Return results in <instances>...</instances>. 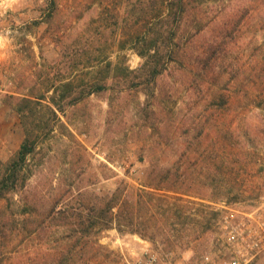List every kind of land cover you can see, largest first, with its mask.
<instances>
[{"label":"rangeland","instance_id":"374dc122","mask_svg":"<svg viewBox=\"0 0 264 264\" xmlns=\"http://www.w3.org/2000/svg\"><path fill=\"white\" fill-rule=\"evenodd\" d=\"M238 2L232 0L230 8L246 7L250 0ZM125 4V0L1 1L0 158L13 157L25 136L18 113L5 101L7 94H27L36 85L44 92L49 88L51 97L52 87H57L55 98L65 105V112L59 113L61 122L29 158L32 172L26 193L38 204L71 184L74 195L64 198L63 206L86 203L77 189L88 184L99 197L111 194L121 181L131 192L143 189L153 165L177 160L174 149L191 120L201 125L203 116L212 112L205 92L192 85L193 74L177 64L158 77L149 108L145 105L147 95L135 78L145 59L131 49L118 48L116 23L125 16ZM259 9L264 14L263 4ZM257 28L254 33V25L247 28L246 22L235 46L239 60H226H234L240 74L236 82L228 83L230 107L219 112L220 124L210 132L214 155L189 170L194 178L190 182L200 185L216 179L218 186L194 185L183 202L166 199L162 208H175L170 203H177L180 217H173L172 209L159 216L157 206L144 210L142 217L152 225L149 239L116 228L104 231L101 246L85 257L88 264H133L147 251L164 264H200L205 254L222 259L227 249L220 226L226 216L253 214L264 219V73L258 70L264 64V28ZM91 39L98 48L89 45ZM180 42L185 45V37ZM124 68L134 81L128 90ZM90 81L106 82L108 88L68 104L74 95L68 94L70 87H84ZM221 161L224 167L218 164ZM105 172L109 178H104ZM132 194L130 198L135 197ZM5 205L0 200V212ZM254 264H264V254Z\"/></svg>","mask_w":264,"mask_h":264},{"label":"trees","instance_id":"16d2710c","mask_svg":"<svg viewBox=\"0 0 264 264\" xmlns=\"http://www.w3.org/2000/svg\"><path fill=\"white\" fill-rule=\"evenodd\" d=\"M231 2L125 0V16L116 23L120 34L118 48L131 49L145 59L135 76L139 79L137 87L147 95L145 105L149 108V96L155 95L158 77L177 64L193 74L192 85L205 92L204 100L212 110L203 116L201 125L191 120L182 131L184 134L179 135L182 141L174 149L177 160L153 165L147 185L132 191L136 198H130L132 192L121 181L111 194L102 197L90 191L89 184L78 187V196H84L87 201L79 206H63L64 198L74 195V184L66 186L50 200L42 197L40 205L36 199H30L29 191L26 193L32 172L29 158L54 131V124L61 122L59 113L65 112V105L55 98L59 91L57 87H52L51 97H47L49 88L44 92L36 85L29 88L27 94L6 95L5 101L20 117L25 136L13 157L8 161L0 158V200H5L6 204L4 212H0V264H88L85 257L93 253L95 246H101L99 236L104 231L116 228L119 232L149 239L152 225L149 218L142 217L144 210L157 206L159 216H166L172 209V216L180 217L181 206L177 203H170L175 208L171 205V208H162L166 199L183 202L184 197L191 196L190 188L194 185L218 186L216 179L203 181L200 185L190 182L194 178L190 177L189 170L214 155L215 143L209 142L210 132L220 124L216 118L219 112L230 107V93L226 88L240 74L239 67L234 66V60H239L235 46L246 22L247 28L254 25V33L258 31L257 25L264 28V14L259 9L264 0H250L246 7L237 8H230ZM53 9L48 11V18L52 17ZM183 37L185 45L180 42ZM197 37H201L198 45ZM89 45L98 48L94 39L89 40ZM233 57L234 63L226 61ZM262 65L258 68L259 73H264ZM123 73L127 90L133 88L134 81L128 78L131 72L124 68ZM107 88L106 82L98 81H90L84 87L71 86L68 94L74 95L68 104H78L85 96ZM150 113L157 122L156 110L152 108ZM154 156L160 157L158 153ZM218 164L225 165L224 161ZM105 167L110 170L107 165ZM104 178H109L107 172Z\"/></svg>","mask_w":264,"mask_h":264},{"label":"built area","instance_id":"2783aa9c","mask_svg":"<svg viewBox=\"0 0 264 264\" xmlns=\"http://www.w3.org/2000/svg\"><path fill=\"white\" fill-rule=\"evenodd\" d=\"M0 0V7H1ZM226 253L220 259L212 254L202 256L200 264H254L264 254V219L246 214V217L226 216L221 222ZM133 264H164L153 252Z\"/></svg>","mask_w":264,"mask_h":264}]
</instances>
